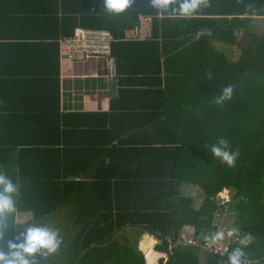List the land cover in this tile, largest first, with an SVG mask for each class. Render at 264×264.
<instances>
[{
  "label": "trees",
  "instance_id": "obj_1",
  "mask_svg": "<svg viewBox=\"0 0 264 264\" xmlns=\"http://www.w3.org/2000/svg\"><path fill=\"white\" fill-rule=\"evenodd\" d=\"M6 1L0 0V173L19 186V196L0 250L33 224L57 229L59 222L71 232L42 264H152L150 247L146 260L137 247L139 237L156 241V264H200L204 236L217 215L227 214L242 237L254 236L245 248L251 264H264V34L251 32L242 17H264V0H211L197 15L212 19L157 15L148 0L113 18L104 0H61L60 20V0ZM139 18L151 20L149 36L125 39ZM16 27L25 33L6 36ZM76 28L113 38L116 96L107 113H60L59 44ZM203 28L211 34L194 39ZM228 85L231 101L215 104ZM221 136L239 153L233 168L207 150ZM194 187L203 196L198 210L182 195ZM223 191L229 200L219 205ZM20 215L30 220L19 224ZM182 230L193 244L169 250L167 240L175 242ZM226 243L227 252L208 253L207 264H225L240 246Z\"/></svg>",
  "mask_w": 264,
  "mask_h": 264
},
{
  "label": "clouds",
  "instance_id": "obj_2",
  "mask_svg": "<svg viewBox=\"0 0 264 264\" xmlns=\"http://www.w3.org/2000/svg\"><path fill=\"white\" fill-rule=\"evenodd\" d=\"M136 3V0H104L103 11L110 17L119 18L125 16ZM148 6L157 15H168L181 19H192L201 9L211 6V0H148ZM210 31L203 28L195 33L194 39L210 35ZM211 78V74H209ZM234 88L225 86L215 97L214 103L224 105L231 101ZM207 150L220 163L228 168H233L239 157V153L232 149L231 141L226 137H218L214 143L206 146ZM228 196V192L224 191ZM220 195V194H219ZM19 196V186L13 180L0 173V243L10 228V221L14 219L17 208L16 198ZM235 238L240 246L231 249L225 264H251L245 252L254 236L246 233L241 237L240 229L232 227L216 231L204 236L208 247L217 248L226 240ZM63 239L57 229L47 225L33 224L15 238L8 242V251L0 250V264H42L49 256L59 252ZM39 258V259H38Z\"/></svg>",
  "mask_w": 264,
  "mask_h": 264
},
{
  "label": "crops",
  "instance_id": "obj_3",
  "mask_svg": "<svg viewBox=\"0 0 264 264\" xmlns=\"http://www.w3.org/2000/svg\"><path fill=\"white\" fill-rule=\"evenodd\" d=\"M9 1V0H8ZM6 1V2H8ZM20 2L23 5L27 4L28 6L34 5V0H15ZM60 4L56 9L58 14V19L60 20L63 16L61 0L58 2ZM26 11V9H23ZM243 18H249L251 23L249 24V29L251 32H254L256 35L260 36L264 34V17L263 16H252ZM240 17L239 19H242ZM196 19H212L211 17L205 16L203 14L196 15ZM231 18V17H229ZM228 18V19H229ZM220 19H224L221 17ZM257 21V22H255ZM257 23V24H256ZM9 31L4 33L11 36H16L19 33H25L24 30L16 27L7 28ZM244 34V30L240 29L238 32V37L241 39ZM7 41H16L15 37ZM216 48L219 50H226L227 47L222 43H216ZM240 47H244L241 45ZM237 50V49H236ZM241 50V49H240ZM233 52L236 58L239 56V52ZM113 83L107 79L105 62L102 60H75V59H59V109L60 113H82V114H100L107 113L109 111L110 100L116 96V85L115 92L112 97L109 95L110 84ZM29 221V220H28ZM147 247L153 252L152 255V264H156V261L160 254L153 251V247L156 243L153 239H145Z\"/></svg>",
  "mask_w": 264,
  "mask_h": 264
},
{
  "label": "built area",
  "instance_id": "obj_4",
  "mask_svg": "<svg viewBox=\"0 0 264 264\" xmlns=\"http://www.w3.org/2000/svg\"><path fill=\"white\" fill-rule=\"evenodd\" d=\"M150 29L151 20L149 18H139L138 25L128 32H125L124 36L125 39L128 40L143 41L149 36ZM112 42L113 38L108 32L76 28L70 38L61 40L59 44V54L62 58H67V55L77 52L85 55L84 58L87 60L94 59L104 61L107 70V79L112 81L115 77V63L110 59ZM167 243L169 245L168 249L171 250L176 244L192 245L193 238L192 235L182 230L176 237L175 242L168 239ZM206 248H208L209 251L213 249L208 246H206Z\"/></svg>",
  "mask_w": 264,
  "mask_h": 264
},
{
  "label": "rangeland",
  "instance_id": "obj_5",
  "mask_svg": "<svg viewBox=\"0 0 264 264\" xmlns=\"http://www.w3.org/2000/svg\"><path fill=\"white\" fill-rule=\"evenodd\" d=\"M255 22H257V21H255ZM235 56H236V54H235ZM84 57H85V55L79 54L77 52H75L74 54H71V55H67V59L70 58V59H75V60H77V59L78 60H87ZM105 68H106V65H105ZM182 195L184 197H186V198H190L191 200H193V208L194 209H196V210L199 209V207L201 206L202 201H203V196H202L201 192L198 189H196L195 187L194 188H189V189L188 188H183L182 189ZM228 200H229V198H228V196L226 195V193L224 191L220 195H218L216 197V199H215V201H217L216 203H219V205L227 203ZM16 219H17L19 224H24L26 221L30 220V216L29 215H20V216H17ZM56 223H57V227H59V228H57V230L59 231L60 236L62 237V239H64V236H65L66 232H67V234L71 232V231H68L69 229H71V227H68V225L67 226H63V224H61L59 222H56ZM233 224H234V219H233L232 216L230 217L227 214L217 215L216 216V220L213 223V225L215 226V229H213L212 233H215L216 231H220V230H225L226 231L227 229L232 228ZM47 226L52 228L51 225L47 224ZM187 231L191 232L192 229L188 228ZM135 241H136V239L133 240L132 244H135ZM229 241L230 242H235L237 240L235 238L226 240L219 247H217L215 249H212V251H209V249L206 248L207 245L204 242L205 244L203 243L201 246L204 247L206 251L204 252L203 250H201L200 264H207V262L212 260V256L209 255L208 253H211V252H213V253L214 252L215 253H226L227 250H228V247H229V245L226 242L229 243ZM142 243H144V245H142ZM145 246L147 248L146 242H144V240H142V238L139 237L138 243H137V247L143 253L144 259L146 260V258H145ZM133 247H135V246H133Z\"/></svg>",
  "mask_w": 264,
  "mask_h": 264
},
{
  "label": "water",
  "instance_id": "obj_6",
  "mask_svg": "<svg viewBox=\"0 0 264 264\" xmlns=\"http://www.w3.org/2000/svg\"><path fill=\"white\" fill-rule=\"evenodd\" d=\"M114 92H115V85L113 83H111L110 87H109V95H110V97H112L114 95Z\"/></svg>",
  "mask_w": 264,
  "mask_h": 264
},
{
  "label": "bare ground",
  "instance_id": "obj_7",
  "mask_svg": "<svg viewBox=\"0 0 264 264\" xmlns=\"http://www.w3.org/2000/svg\"><path fill=\"white\" fill-rule=\"evenodd\" d=\"M152 25H153V21H152ZM153 28V27H152Z\"/></svg>",
  "mask_w": 264,
  "mask_h": 264
}]
</instances>
